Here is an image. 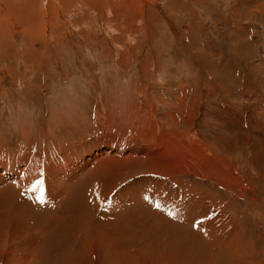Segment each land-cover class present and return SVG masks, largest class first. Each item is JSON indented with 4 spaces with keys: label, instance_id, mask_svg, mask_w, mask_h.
<instances>
[{
    "label": "rangeland",
    "instance_id": "rangeland-1",
    "mask_svg": "<svg viewBox=\"0 0 264 264\" xmlns=\"http://www.w3.org/2000/svg\"><path fill=\"white\" fill-rule=\"evenodd\" d=\"M93 262L264 264V0H0V264Z\"/></svg>",
    "mask_w": 264,
    "mask_h": 264
},
{
    "label": "bare ground",
    "instance_id": "bare-ground-1",
    "mask_svg": "<svg viewBox=\"0 0 264 264\" xmlns=\"http://www.w3.org/2000/svg\"><path fill=\"white\" fill-rule=\"evenodd\" d=\"M113 148H115V146H110V149L112 150ZM98 151V153H100L99 151H103V150H97ZM106 151H107V149H106ZM94 153H96V152H93L92 153V151H90V152H88L87 153V155L85 156V157H83V161L80 163V162H78L77 160L75 161V159H71L72 160V164H71V168L70 169H68V171H70L71 173H74L76 170L78 171V170H82V168L84 167V164L85 163H87L86 161L87 160H89L87 157H91V159H92V155L94 154ZM68 154V153H67ZM130 157V156H129ZM124 158H126V157H124ZM118 160V159H117ZM128 160V159H127ZM126 160V161H127ZM121 161H124V160H121ZM68 163V162H67ZM109 163V162H108ZM107 163V164H108ZM115 164L112 168H117L118 166H119V163H118V165L116 164L117 162H113V160H112V164ZM65 165V164H64ZM56 166V165H55ZM59 166V165H58ZM70 166V165H69ZM101 166V165H100ZM30 171H31V169H32V163L30 164ZM64 167H66V166H64ZM101 167H103V168H101V173H102V170L104 171V169H108V172H107V174H110V175H112V174H116V172H115V170H117V169H111L110 167L108 168L107 167V165L105 166V165H102ZM58 168V167H57ZM63 168V167H62ZM95 169V168H94ZM93 169V170H94ZM97 169V168H96ZM99 169H100V167H99ZM62 171V170H61ZM96 172V171H95ZM97 172L99 173V171L97 170ZM19 173H20V175L23 177V178H28V176H29V174L26 172L25 173V169H21L20 168V170H19ZM124 173V172H123ZM69 175V174H68ZM109 176V175H108ZM65 177V176H64ZM119 177V176H118ZM146 180L147 181H149L148 180V178H146ZM142 181H144V180H142ZM101 183H103V182H101ZM149 183V182H148ZM117 184H119V182L117 183ZM139 186V185H138ZM115 187V184L112 186V188H110V192L113 190V188ZM71 195H74L73 193L71 194ZM110 195V197L113 195V192L112 193H110L109 194ZM114 196H115V194H114ZM117 200V198L115 199V201ZM167 200V199H166ZM71 203H72V199H68V201H67V204H66V207H68V208H70L71 207ZM31 211V210H30ZM184 211V210H183ZM189 215V214H188ZM183 216V215H182ZM172 223V222H171ZM24 227V226H23ZM61 228V227H60ZM22 229V228H21ZM55 230V229H54ZM53 231V230H52ZM65 231V230H64ZM103 245V244H102ZM89 249V248H88ZM13 251V250H12ZM99 251V250H98ZM86 252H88L87 250H86ZM91 251H89L88 253H90ZM90 254H92V255H94L95 256V253L93 252V253H90ZM96 254H97V252H96ZM99 254V253H98ZM102 254V253H101ZM99 256H100V254H99ZM104 257V256H103ZM103 257H101V258H103ZM95 258V257H94ZM94 258H93V260H94ZM99 259H100V257H99ZM105 261V260H104ZM104 261H102V263L104 262ZM88 262V261H87ZM94 262H96V261H94ZM93 262V263H94ZM86 263V262H85ZM95 264V263H94ZM100 264V263H99ZM117 264H119V263H117Z\"/></svg>",
    "mask_w": 264,
    "mask_h": 264
},
{
    "label": "snow or ice",
    "instance_id": "snow-or-ice-1",
    "mask_svg": "<svg viewBox=\"0 0 264 264\" xmlns=\"http://www.w3.org/2000/svg\"><path fill=\"white\" fill-rule=\"evenodd\" d=\"M43 202V199L41 198V203ZM157 207H159V205H157ZM207 219V218H205ZM196 227H199V224L196 225Z\"/></svg>",
    "mask_w": 264,
    "mask_h": 264
}]
</instances>
